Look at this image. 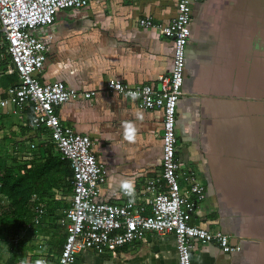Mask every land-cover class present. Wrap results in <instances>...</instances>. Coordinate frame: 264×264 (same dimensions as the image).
Returning <instances> with one entry per match:
<instances>
[{
    "label": "crops",
    "instance_id": "crops-1",
    "mask_svg": "<svg viewBox=\"0 0 264 264\" xmlns=\"http://www.w3.org/2000/svg\"><path fill=\"white\" fill-rule=\"evenodd\" d=\"M177 1L91 2L83 9L59 11L44 30L47 53L40 80H62L77 92L94 91L90 98L61 104L57 112L63 123L93 141V152L106 171L99 200H124L125 182L131 183L127 198L133 199L142 192L146 178L161 169V111L143 108L138 100L105 88L115 78L131 85H154L169 74L172 41L155 28L139 26L137 20L151 16L167 23ZM191 15L175 122L177 156L191 166L205 188V198L190 223L219 228L239 246L225 253L214 243H197L191 264H264V0H202L192 5ZM1 109L0 138L7 143L0 154L10 151L12 166L32 156L26 158L31 152L20 129L29 120L25 111ZM13 116L18 117V126ZM10 136L16 138L13 145ZM62 197L67 196L53 189L54 200ZM31 203L45 205L34 195ZM51 220V215H44L38 224L42 232L22 230L13 237L14 245L6 253L13 258L5 264H24V256L32 264V255L36 264H45L48 257L55 262L48 243ZM174 239L171 233H147L143 240L112 254L85 251L74 264H97L92 260L96 257L118 264L125 260L179 264ZM137 255L145 258L134 260Z\"/></svg>",
    "mask_w": 264,
    "mask_h": 264
},
{
    "label": "built area",
    "instance_id": "built-area-1",
    "mask_svg": "<svg viewBox=\"0 0 264 264\" xmlns=\"http://www.w3.org/2000/svg\"><path fill=\"white\" fill-rule=\"evenodd\" d=\"M102 1L0 0V75H17V81L0 94V107L10 106L14 112L30 108L28 126L37 133L41 140L38 142L52 143L72 171V189L65 197L69 206L59 208L61 216L55 219L64 226L66 236L54 263L74 264L85 251L97 256L112 254L143 240L147 233H172L179 264H191V251L197 243H214L225 253L239 250L219 228L190 223L197 204L205 198V188L191 166L177 156L176 107L182 95L185 48L190 37L192 5L202 0H178L176 12L167 23L155 22L151 16L137 20L139 26L155 28L172 41L170 72L154 85H131L115 78L107 82L105 89L138 100L143 108L161 111V169L146 178L142 192L133 199L127 198L130 192L126 189L122 191L126 197L122 201L98 199L106 171L93 152V141L89 135L63 123L57 112L61 104L90 98L94 91L77 92L62 80L46 82L39 76L47 53L44 30L54 22L56 14ZM27 144L29 152L36 149L34 141ZM35 205L31 222L39 224L46 207Z\"/></svg>",
    "mask_w": 264,
    "mask_h": 264
},
{
    "label": "trees",
    "instance_id": "trees-1",
    "mask_svg": "<svg viewBox=\"0 0 264 264\" xmlns=\"http://www.w3.org/2000/svg\"><path fill=\"white\" fill-rule=\"evenodd\" d=\"M16 81L17 75L15 73L1 74L0 94H4V89ZM24 111L30 121V108ZM2 128L3 125L0 122V130ZM20 129L23 136L27 135L25 141H34L36 143V149L31 150L32 156L29 159H21L23 160L22 162L12 166H0V243L5 239H13L22 230L34 233L42 232L43 228L41 226L30 221V216L33 212L32 206H34L31 203V197L34 195L38 201L45 203V215H51L52 217L51 234L48 243L54 248V250L51 249L52 253L59 255L66 232L63 231L61 226L54 223L55 218L61 215V212L59 211L57 214L56 210L68 207L69 202L63 197L59 200H54L53 189L62 192V196L70 194L72 189L69 179L71 176L70 165L68 161L60 159L52 143L38 142L41 140L37 138V133L30 126L21 125ZM27 129L30 131H27ZM13 138L15 142L16 138ZM28 224L29 226H26ZM37 226L39 227L37 228ZM12 245L14 244L12 243L9 249L12 248ZM15 251L17 252L18 248ZM20 251L21 249L19 253ZM9 260L12 259L8 258Z\"/></svg>",
    "mask_w": 264,
    "mask_h": 264
},
{
    "label": "rangeland",
    "instance_id": "rangeland-1",
    "mask_svg": "<svg viewBox=\"0 0 264 264\" xmlns=\"http://www.w3.org/2000/svg\"><path fill=\"white\" fill-rule=\"evenodd\" d=\"M2 109H1V107H0V111H1ZM13 120H14V123L18 126L20 123H19V121H18V117L17 116H13ZM2 133H0V135H1ZM9 140L11 141V145H13V143H14V138L12 137V136H10L9 137ZM38 141V140H37ZM22 142V141H21ZM7 142L5 141V140H3V139H1L0 138V151H4L5 150V145L4 144H6ZM9 154H11V152L10 151H7V154H6V152H2V154H0V166L1 167H7V165L9 164L10 165V163H11V160L8 158V155ZM29 155H32V153H30ZM9 156H11V155H9ZM7 163V164H6ZM156 234V233H155ZM172 234V233H171ZM159 236H162V235H159ZM10 244H12V239H5V240H3V241H1V243H0V264H5V262H9L8 261V258H13V255H10V253H9V255H10V257H8V255H7V257H6V253L10 250L9 249V247L11 246ZM174 247H175V250H176V242H175V239H174ZM177 252V251H176ZM144 253H146V252H144ZM8 254V253H7ZM37 255L38 254H35V256H36V258H37ZM81 255V254H80ZM79 255V256H80ZM34 255H32L31 257H30V259L32 260V264H36V263H34L35 261L32 259V257H33ZM27 256H24L23 258H24V264H28V260L29 259H27L26 258ZM47 257V256H46ZM7 258V259H6ZM52 258V259H51ZM48 257L47 259L45 258V264H51L50 262H52V264L54 263V259H53V257ZM145 258V255H141V256H139V255H137L136 257H134V260H143ZM177 258V257H176ZM22 259V258H21ZM92 260H94V262L95 263H97V264H118V263H116V260L115 259H111V261H110V263H108V262H106L104 259H102V258H98V257H96V260L93 258ZM19 261V260H18ZM18 261H16V263L18 262ZM129 261H126L125 260V264H127ZM177 262H178V258H177ZM18 263H20V262H18ZM143 263H146V264H148V262H143Z\"/></svg>",
    "mask_w": 264,
    "mask_h": 264
},
{
    "label": "clouds",
    "instance_id": "clouds-1",
    "mask_svg": "<svg viewBox=\"0 0 264 264\" xmlns=\"http://www.w3.org/2000/svg\"><path fill=\"white\" fill-rule=\"evenodd\" d=\"M124 187L128 192H131L132 186L130 182H125ZM37 264H43V262L38 261Z\"/></svg>",
    "mask_w": 264,
    "mask_h": 264
},
{
    "label": "flooded vegetation",
    "instance_id": "flooded-vegetation-1",
    "mask_svg": "<svg viewBox=\"0 0 264 264\" xmlns=\"http://www.w3.org/2000/svg\"><path fill=\"white\" fill-rule=\"evenodd\" d=\"M179 148H180V144H179V141H178V139H177V153H178V151H179ZM183 161V160H182ZM184 162V161H183Z\"/></svg>",
    "mask_w": 264,
    "mask_h": 264
},
{
    "label": "water",
    "instance_id": "water-1",
    "mask_svg": "<svg viewBox=\"0 0 264 264\" xmlns=\"http://www.w3.org/2000/svg\"><path fill=\"white\" fill-rule=\"evenodd\" d=\"M231 242V241H230Z\"/></svg>",
    "mask_w": 264,
    "mask_h": 264
}]
</instances>
